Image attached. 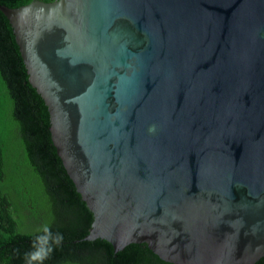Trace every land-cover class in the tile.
<instances>
[{"label":"water","instance_id":"water-1","mask_svg":"<svg viewBox=\"0 0 264 264\" xmlns=\"http://www.w3.org/2000/svg\"><path fill=\"white\" fill-rule=\"evenodd\" d=\"M86 241L170 264L264 257V0L0 5Z\"/></svg>","mask_w":264,"mask_h":264},{"label":"trees","instance_id":"trees-1","mask_svg":"<svg viewBox=\"0 0 264 264\" xmlns=\"http://www.w3.org/2000/svg\"><path fill=\"white\" fill-rule=\"evenodd\" d=\"M32 1L0 0V5L18 8ZM48 127L47 109L28 82L0 12V264H26L24 254L44 225L64 235L45 264H170L145 244L114 252L104 240H84L93 216L57 156ZM255 264H264V257Z\"/></svg>","mask_w":264,"mask_h":264},{"label":"clouds","instance_id":"clouds-1","mask_svg":"<svg viewBox=\"0 0 264 264\" xmlns=\"http://www.w3.org/2000/svg\"><path fill=\"white\" fill-rule=\"evenodd\" d=\"M39 231L40 234L32 240L31 250L24 254L26 264H45L64 241V235L60 232L53 233L48 225L42 226Z\"/></svg>","mask_w":264,"mask_h":264},{"label":"rangeland","instance_id":"rangeland-1","mask_svg":"<svg viewBox=\"0 0 264 264\" xmlns=\"http://www.w3.org/2000/svg\"><path fill=\"white\" fill-rule=\"evenodd\" d=\"M4 123V122H3ZM4 125H5V123H4Z\"/></svg>","mask_w":264,"mask_h":264}]
</instances>
